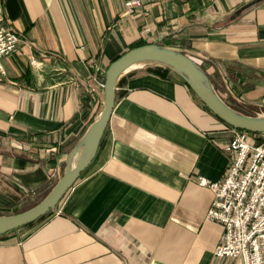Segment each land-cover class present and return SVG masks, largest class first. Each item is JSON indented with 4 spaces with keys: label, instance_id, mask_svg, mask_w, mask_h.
I'll return each instance as SVG.
<instances>
[{
    "label": "crops",
    "instance_id": "obj_1",
    "mask_svg": "<svg viewBox=\"0 0 264 264\" xmlns=\"http://www.w3.org/2000/svg\"><path fill=\"white\" fill-rule=\"evenodd\" d=\"M125 1L2 0L20 39L1 57L0 212L49 190L102 106L92 74L135 40L184 49L225 100L264 113V0ZM230 136L176 71L134 62L94 157L46 214L0 233V264H243L214 253L222 223L197 181L223 176Z\"/></svg>",
    "mask_w": 264,
    "mask_h": 264
},
{
    "label": "built area",
    "instance_id": "obj_2",
    "mask_svg": "<svg viewBox=\"0 0 264 264\" xmlns=\"http://www.w3.org/2000/svg\"><path fill=\"white\" fill-rule=\"evenodd\" d=\"M136 3L138 0L125 1L129 7ZM3 20L0 0V78L5 73L2 55L14 51L20 39L19 32ZM91 78L93 90L103 86L98 72ZM228 129L230 155L223 176H197L198 183L213 193L205 216L222 223L214 253L240 257L243 264H264V139L257 140L248 130L231 124Z\"/></svg>",
    "mask_w": 264,
    "mask_h": 264
},
{
    "label": "water",
    "instance_id": "obj_3",
    "mask_svg": "<svg viewBox=\"0 0 264 264\" xmlns=\"http://www.w3.org/2000/svg\"><path fill=\"white\" fill-rule=\"evenodd\" d=\"M140 60H151L176 71L218 117L228 124L264 132V113H249L228 103L214 87L206 69L182 49L156 41H147L126 48L107 65L103 79V103L79 139L69 149L63 171L49 190L31 205L12 212H0V233L25 224L54 207L65 190L94 157L110 117L116 82L128 66Z\"/></svg>",
    "mask_w": 264,
    "mask_h": 264
},
{
    "label": "trees",
    "instance_id": "obj_4",
    "mask_svg": "<svg viewBox=\"0 0 264 264\" xmlns=\"http://www.w3.org/2000/svg\"><path fill=\"white\" fill-rule=\"evenodd\" d=\"M144 42H147V41H144V40H141V39H138V40H135V41H133L130 45H129V47H131V46H134V45H137V44H141V43H144ZM183 51H185L184 49H182ZM186 52V51H185ZM159 65H161V66H165V67H167V68H170L169 66H167V65H164V64H161V63H158ZM208 73V72H207ZM208 75H209V73H208ZM209 77H210V75H209ZM103 79H104V74H103ZM210 79H211V77H210ZM212 81V80H211ZM213 83V82H212ZM215 87V86H214ZM193 91V90H192ZM193 93L196 95V93L193 91ZM197 96V95H196ZM227 101V100H226ZM228 102V101H227ZM229 103V102H228ZM231 104V103H230ZM232 105V104H231ZM232 106H234V105H232ZM235 107V106H234ZM236 108V107H235ZM243 111V110H242ZM220 118V117H219ZM227 123V122H226ZM245 129V128H244ZM246 130H248V129H246ZM250 133H252L253 135H256L257 133H259V132H262V131H252V130H248ZM49 210H47V211H45L44 213H42V214H40L39 216H37L35 219H33V220H31V221H29V222H27V223H30V222H32V221H34V220H36L37 218H39V217H41V216H43L44 214H46L47 212H48ZM26 224V223H25Z\"/></svg>",
    "mask_w": 264,
    "mask_h": 264
},
{
    "label": "rangeland",
    "instance_id": "obj_5",
    "mask_svg": "<svg viewBox=\"0 0 264 264\" xmlns=\"http://www.w3.org/2000/svg\"><path fill=\"white\" fill-rule=\"evenodd\" d=\"M248 110H251L252 112H262L260 109H256V108H252V109H248ZM261 135H263V136H261ZM254 137H255L257 140L264 139V132H259V133H257L256 135H254Z\"/></svg>",
    "mask_w": 264,
    "mask_h": 264
}]
</instances>
